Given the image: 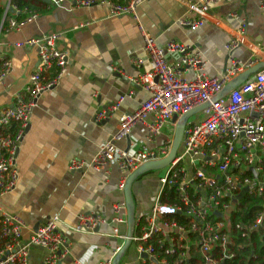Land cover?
Wrapping results in <instances>:
<instances>
[{"label": "built area", "instance_id": "built-area-1", "mask_svg": "<svg viewBox=\"0 0 264 264\" xmlns=\"http://www.w3.org/2000/svg\"><path fill=\"white\" fill-rule=\"evenodd\" d=\"M65 1L50 0L55 5ZM147 1L75 0V4L78 7L104 5L109 8L110 17L117 18L136 17L138 8ZM218 2L194 0L188 3V8L198 17L183 19L179 25L192 30L204 27L207 14ZM8 13L13 15L0 23V38L4 30H21L39 18L36 10L22 9L12 0L6 8V15ZM20 16L25 18L19 20ZM143 36V51L149 59L150 71L131 80L142 87L149 98L138 110L121 117L114 139L121 141L138 124H145L147 144L130 153V147L120 148L108 142L93 161L73 159L69 169L91 168L109 178L112 169L117 167L120 172L117 188L124 194L132 174L147 163L169 156L176 124L172 125L171 135L164 142L159 145L158 140L173 119L208 104V108L195 115L200 118L187 122L176 159L159 177L161 190L152 209L138 217L131 229V245L136 247L138 259L144 264L233 262L237 250L245 248L239 245L238 239L248 240L264 225V210L252 223L242 219L240 210L245 197L264 196V68L224 98L216 99L227 85L263 60L254 57L245 62L235 57L234 53L243 43L236 37L226 46L230 54L226 72L209 77L205 74L203 54L193 46L172 40L160 47L150 34L143 32ZM60 38L58 33H49L16 44L36 48L39 65L26 88L15 95L14 105L0 110V200L13 193L20 184L18 153L40 97L57 86L67 71L69 53L60 47ZM133 64L139 67L142 61L133 60ZM12 70V60L0 54V85H5ZM53 70L55 73L51 76ZM115 70L123 74L120 69ZM124 99L122 97L120 102ZM117 107L114 106L112 112ZM107 115L98 112L96 123ZM150 117L152 120H148ZM14 128L16 130L12 132ZM172 189L175 190L174 199L167 197ZM113 211L111 219L80 214L71 227L78 233H93L103 225L112 227L113 235L121 243L110 259L99 264H113L128 240L125 198L114 204ZM58 222V218L46 221L26 243L22 217L8 213L0 205V264H30L33 246L47 251L45 264H61L68 257L69 248ZM122 227H126V231H122Z\"/></svg>", "mask_w": 264, "mask_h": 264}, {"label": "crops", "instance_id": "crops-1", "mask_svg": "<svg viewBox=\"0 0 264 264\" xmlns=\"http://www.w3.org/2000/svg\"><path fill=\"white\" fill-rule=\"evenodd\" d=\"M10 1L0 0V23L13 15H6ZM193 1L149 0L138 8L136 17L114 18L110 17L109 8L100 4L78 7L75 0H66L61 5L30 0L39 18L21 30L3 31L0 54L12 60L13 70L5 85H0V110L14 105L15 95L26 88L39 65L38 50L18 47L17 43L58 33L60 47L69 53L66 73L57 86L40 97L20 146L17 158L20 184L0 200L4 210L24 220L26 243L42 224L58 218L59 229L69 248V255L61 264L103 263L121 243L110 225L100 226L93 233H78L71 228L80 214L113 217L114 204L125 198L117 188L118 168L114 167L111 176L105 178L91 168L71 171L69 163L73 159L93 161L108 142L120 148L130 147V153L147 144L145 124H138L121 141L114 139L121 117L138 110L149 98L131 80L150 71L149 59L143 51V32L154 37L160 47L176 40L199 50L205 58V74L209 77L226 72L230 55L226 46L236 37L243 43L234 53L235 57L245 62L258 57L264 62V0H219L207 14L204 27L198 30L179 25L183 19L198 17L188 8V3ZM133 60H141L142 64L137 67ZM53 73L55 70L51 76ZM129 94L133 96L128 98ZM122 97L125 99L120 102ZM114 106L118 107L112 112ZM98 112L108 115L96 123ZM173 124L166 127L159 145L170 136ZM156 173L141 176L134 184L138 217L152 209L161 190L160 176ZM46 256V250L33 246L30 264H45ZM119 264L144 263L138 259L136 247L131 245Z\"/></svg>", "mask_w": 264, "mask_h": 264}, {"label": "water", "instance_id": "water-1", "mask_svg": "<svg viewBox=\"0 0 264 264\" xmlns=\"http://www.w3.org/2000/svg\"><path fill=\"white\" fill-rule=\"evenodd\" d=\"M50 1V0H47ZM262 68H264V62L256 65L255 67H252L248 70H246L243 74L238 76L234 81H232L229 85L226 86V88L217 96L216 100H220L224 98L227 94H229L231 91L234 89L238 88L245 82H247L252 76H254L257 72H259ZM208 104L203 105L200 108H197L195 110H192L182 117L176 116L173 119V122L176 123V130H175V136H174V143L172 150L169 154V156L161 161L157 162H150L142 166L137 172L132 174L130 178L128 179V182L126 184L125 190H124V196H125V202L128 208V240L122 250L119 252L117 255L115 261L113 264H119L126 253V251L130 248L131 246V229L138 218L136 215V203L134 200V195H133V187L134 184L138 181V179L141 176H144L149 173H154L158 171H162L165 168L169 167L171 163L176 159L177 153L179 151L182 139H183V134H184V128L187 124V122L196 114L199 112L203 111L204 109L208 108Z\"/></svg>", "mask_w": 264, "mask_h": 264}, {"label": "trees", "instance_id": "trees-1", "mask_svg": "<svg viewBox=\"0 0 264 264\" xmlns=\"http://www.w3.org/2000/svg\"><path fill=\"white\" fill-rule=\"evenodd\" d=\"M12 3L22 9L29 8L34 10L30 0H12ZM15 130L16 128L12 132H15ZM167 197L174 199L175 190L168 191ZM263 206L264 196L245 197L240 207L241 214H243L242 219L246 223H252L256 215L264 210ZM238 243L245 248L237 250L235 260L233 262H227L226 264H264V225L259 231L252 233L248 240L239 238ZM249 244L250 246H248Z\"/></svg>", "mask_w": 264, "mask_h": 264}, {"label": "rangeland", "instance_id": "rangeland-1", "mask_svg": "<svg viewBox=\"0 0 264 264\" xmlns=\"http://www.w3.org/2000/svg\"><path fill=\"white\" fill-rule=\"evenodd\" d=\"M196 116H193L192 118H194ZM201 116L199 115L197 118H200ZM168 130V129H167ZM170 132V130H168ZM169 135H171V133H169ZM163 173V171H158V173H156L155 175H157L158 177L161 176Z\"/></svg>", "mask_w": 264, "mask_h": 264}]
</instances>
